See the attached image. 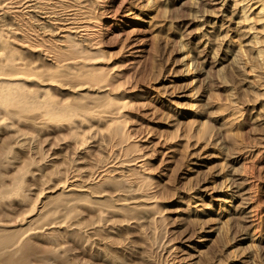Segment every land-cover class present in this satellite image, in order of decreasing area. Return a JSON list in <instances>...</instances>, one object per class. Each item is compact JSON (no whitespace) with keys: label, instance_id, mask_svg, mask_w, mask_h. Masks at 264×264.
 <instances>
[{"label":"rangeland","instance_id":"1","mask_svg":"<svg viewBox=\"0 0 264 264\" xmlns=\"http://www.w3.org/2000/svg\"><path fill=\"white\" fill-rule=\"evenodd\" d=\"M158 1L108 0L107 2L106 0L105 4L104 0H101L106 7L111 3L113 10H118L115 12L116 15L113 14L114 12L109 15L104 10L102 12L97 10L98 8L92 9L96 26L91 30L101 31L103 37L98 31L93 34L92 43L96 45L90 43L89 46L88 43L82 42L86 48L85 50L81 48L82 56H85V62L89 67L92 66L91 69L96 64L94 68L95 70L98 68L97 72H99L93 70L99 74H96L97 79L113 78L116 74L117 77L113 78L115 83L113 87L108 89L113 93L107 92L109 94L106 96V92L103 91L102 95H105L106 99L101 96L104 99L98 98L100 101L97 102L95 98H89L95 101L90 103V100L85 101L88 97L87 99L83 97V100L79 97L78 100L73 97L74 95L61 91L62 88L57 87L60 89L58 90L55 89V85L53 86V77L56 76L57 79L64 81L68 78L67 80L72 79L69 81L71 84L76 82L74 85L78 86L76 88H79V92L83 91L81 84L78 85L79 79L71 78L74 74H71L70 78L68 74L66 78L65 71L63 70V73L62 69H59L61 64L66 65V60H71L69 62L80 66L81 61H78L80 59L70 56L68 51L72 43L60 42L58 39L60 32L57 30L53 32V28L49 27L50 30L45 27L41 16L45 13L40 15L29 12L27 5L31 1L22 0L18 6L20 11L15 12V8L9 6L12 0H0V15H3L2 13L7 9V16L0 19V144L4 143V146L0 145V147H5L2 148L4 151L0 149V153L4 152L5 157L1 154L0 157L8 159L4 160L5 164L1 166H5L0 169L5 172V177H9L6 178L7 180L11 181V177H14V181L23 180L20 191L25 194L24 192L28 190L25 197L29 201L28 204L31 202L29 204L31 206L36 205L39 202L38 198L46 196L47 190L53 187L56 190L50 195L53 198L51 200L49 197L48 202L56 200L55 195L60 198L59 181L66 177L73 179L72 176L75 175L79 177V184L86 185L92 179H97L93 173L103 165L105 167L113 164L111 169L115 168V170L108 172V175L119 180L123 178L119 174L124 165L131 169H123L122 176L125 181L123 179L121 181L123 186L124 183L129 185L128 182L133 186L125 184L121 194L118 193L115 185V188L113 187L111 181L110 184L108 182L102 184L100 186L102 189L97 188L99 191L102 190L100 191L103 192L102 197H109H105L107 200L104 198L107 201L105 205L102 199L99 206L97 204L95 208L88 207L81 210L83 214L80 213L79 216L81 221L84 220L85 229L81 228L79 229L81 232L76 231L68 237L70 229L68 230L67 227L66 230V226L63 227L60 238L62 235L63 237L59 240L65 248H60L62 251L68 248L66 254L77 258L75 264H108L109 262L114 264L113 260L115 264H142L145 260V264H264V246L256 243L253 238L254 235L257 237L261 234L264 237V96L261 94L264 89L262 85L260 86L264 80L261 79L264 77V66L261 65L263 64L261 60H258L255 48L252 50L250 33L248 34L245 23L240 19L239 3L235 4V0H208L204 4L197 0ZM32 2L34 3L33 0ZM43 3L41 7L46 11L49 10L48 13L52 17L56 14L59 20L72 13L71 7L64 9L63 6L53 3V0H44ZM115 7L118 9L115 10ZM108 15L110 17H107ZM36 34L45 39L47 46L37 47L34 44L32 38H35L33 36ZM25 35L32 43L27 42ZM49 40L55 41V45ZM77 42L74 46L83 45L80 44L81 42L77 45ZM48 45L49 48L58 49L59 51L55 50L58 54L63 50L61 57L65 59H60L63 62L60 63L59 59L53 57V51L51 52L53 49H48ZM64 45H67L68 49H64ZM59 56L56 58H61ZM75 59L77 62H74ZM13 64L14 66H10ZM2 72L5 73L3 76ZM258 76L262 82L259 79L257 83L258 79L254 77ZM79 77L85 78L86 74ZM95 92L101 94L102 91L100 92L99 89L92 91ZM10 93L13 95L5 96ZM75 99L77 101H74ZM78 101L87 105L78 104ZM70 104L72 108L68 107ZM74 105L79 108L73 109ZM113 105L116 108L120 106V110L117 111L115 108L117 112L108 111L110 108L113 110ZM225 119L228 122L234 119L232 121L234 125L231 123L228 127L234 135H230L234 138L233 143L228 140L226 132L221 130L220 124ZM61 123L65 127L61 126ZM59 124L62 128L58 126ZM114 124L123 130L122 135H125L124 138L128 141L127 144L124 141L126 146L131 142L132 146L134 143L137 144L136 148L134 147L136 151L131 150L134 149L132 146L129 147L130 151L124 148L123 143L122 147L121 144L118 145L119 147L111 144L113 137L110 140L105 135L110 134L111 138L113 130L117 127ZM139 141L149 143L150 148L141 147ZM172 145L176 151L169 147ZM115 147L124 148L128 153L122 149L123 152H115L117 153L115 155L113 153ZM137 155H143L144 160L149 163L145 165L147 171L145 168L144 173L136 168V165L143 160ZM90 170H94L93 173ZM15 175L19 178H15ZM144 176L147 178L145 179ZM159 176L161 183L156 182ZM235 185L246 188L244 196L247 197L246 201L248 200L249 205L246 209L247 221L231 215L232 205L241 202L239 195L236 194ZM142 192L150 197L152 195L150 202L149 199L148 202L147 199H137L136 196L139 197ZM109 199H112L111 202ZM119 200L122 201L119 203ZM188 201L193 210L202 213L201 219H185L187 218L185 207ZM55 202L51 203L53 207L57 204ZM83 202L89 203V200ZM134 202L143 204L144 207L141 206L143 209L139 205L136 206L137 209L133 207ZM121 206L124 208L120 209ZM133 208L136 211L151 209V212L148 210V213H151L149 219L140 218L143 216L142 212H138L141 215L138 214L140 217L137 218ZM24 209L26 207L12 211L13 217L27 215ZM106 210L114 211L108 221L105 216L106 220L102 218ZM216 216L219 218L217 219ZM91 226L94 228L92 232L89 231ZM80 236L84 238L81 239ZM54 244L57 245L53 243V247ZM60 244L58 241V245ZM171 244L179 246L176 249L177 253L174 252L175 250L172 252L168 250L171 249ZM41 251L43 252L40 250V253ZM182 251H186L188 256L178 261L176 254ZM44 255L46 257V254ZM44 255L39 256L44 258Z\"/></svg>","mask_w":264,"mask_h":264},{"label":"bare ground","instance_id":"2","mask_svg":"<svg viewBox=\"0 0 264 264\" xmlns=\"http://www.w3.org/2000/svg\"><path fill=\"white\" fill-rule=\"evenodd\" d=\"M28 1H31V2H29L28 3V5H27V2H26V5L28 6V10H29V12H32V13H37V14H44L45 13V15H41L42 17H43V23H44V25H45V27H50V28H53V32H55L56 30H57V32H60L58 35V39L60 40V42H62V41H68V43H72L71 45V47H70V49L68 50L69 51V53H70V56L72 55L73 57H78L80 60H78V61H81V63H80V66L79 65H76V63H73V62H69V61H71V60H69V61H67L66 60V65H65V67H62V66H64L63 64H61V66H60V68L59 69H62L61 71H65V74H66V78H67V75L69 76V78H70V75L71 74H74L73 76H71V78H73V80H78L79 79V81H78V85H80L81 84V86L83 87V91H80V92H82V93H80L79 92V88H76V87H78V86H76L75 87V85L74 84H76V82L72 85L69 81H72V79H70V80H67L66 78H64V79H66V81H64L62 78V80H60L59 78L57 79L56 78V76L55 77H53V86L55 85L56 87H55V89L58 87V88H62V90L61 91H63V92H65L66 94H71V96L72 95H74L73 97L74 98H76V99H78L79 97H80V99L81 100H83L84 98L83 97H86L85 99H87V97H88V99L87 100H85L86 102L87 101H89L90 99H92V98H95L96 99V101L97 102H99L100 100V98L102 99V97H104L105 98V95H102L103 94V91H105L104 93L106 94V96H107V94H109V93H107V92H111L110 90L108 91V89H110L111 87H113V84H115L114 83V80H113V78L114 77H117V74H116V76L114 75L113 76V78H103V77H100L99 79H97V75H99V74H97L98 72H97V70H99L98 68H97V70H95V66H96V64H95V66H93V69L97 72H95L93 69H91L92 68V66H91V68L89 67V65L85 62V56H82L83 54V49H81V48H84V50L86 49L85 48V45L83 44V43H88V45L91 43L92 45L94 44V43H92L93 42V34L95 33V32H98L99 30H91V28H94L95 26H96V24H95V21H94V19H93V16H92V9L94 8V9H96V8H98L97 10H100V11H102V10H104L105 11V13L106 14H109L110 15V13H111V15H112V12H114L113 14H115V12H118V10L117 11H114L113 10V6H111L110 4L106 7V0H104V2H105V4L104 3H102L101 2V0H53V3H56V4H59V5H61V6H63V8L64 7H71V10H72V13H70V14H68V15H66L65 17H63V18H60L61 20H59V18L56 16V14H53V17L51 16V15H49V13H48V11H46L45 9H43L41 6H42V4H44L43 3V1L44 0H33L34 1V3L32 2V0H28ZM158 1V0H157ZM161 1V0H160ZM199 3H206L208 0H197ZM210 1V0H209ZM224 1V0H223ZM22 2V0H12V2H10V4H9V2L7 3V4H9V6H11V8L12 9H14V11L15 12H19L20 10H19V8H18V6L20 5V3ZM107 2H108V0H107ZM159 2V1H158ZM171 2V1H170ZM196 2V1H195ZM197 2V3H198ZM13 3V4H12ZM30 3H33V4H30ZM113 3V2H112ZM123 3V2H122ZM238 3H239V12H240V19H241V21L242 22H244L245 24L244 25H246L245 27H247V31H248V34L250 35V37H251V39H252V41L251 42H253V49L252 50H254V48H255V52H256V56L259 58L258 60L260 61L261 60V62L263 63V64H261V65H263L264 66V0H235V4H237L238 5ZM5 4H6V2H5ZM104 4V5H103ZM202 4V5H203ZM46 5V4H45ZM55 5V4H54ZM115 5V4H114ZM164 5V8H165V4H163ZM199 5V4H198ZM236 6V5H235ZM117 7V6H116ZM115 7V10L116 9H118V8H116ZM215 7V6H214ZM219 7V6H218ZM46 8V7H45ZM67 8V9H68ZM164 8H162V9H164ZM41 9H43V10H41ZM47 9V8H46ZM51 9V8H50ZM64 9H66V8H64ZM167 9V8H166ZM7 9H5V11L2 13L3 15H0V19H2V18H5L6 16H7V11H6ZM96 10V11H97ZM169 10V9H168ZM3 11V10H2ZM52 11V10H51ZM50 11V12H51ZM54 11V10H53ZM96 11H94V12H96ZM99 11V12H100ZM104 11H102V12H104ZM38 12H41V13H38ZM57 12V11H56ZM68 12V11H67ZM71 12V11H70ZM98 12V11H97ZM104 13V14H105ZM163 13H164V11H163ZM162 13V14H163ZM60 14V13H59ZM100 14H101V12H100ZM117 14V13H116ZM115 14V15H116ZM160 14V13H159ZM16 15H19V14H16ZM101 15H103V14H101ZM107 16V17H110V16ZM114 15V16H115ZM167 15V14H166ZM104 16V15H103ZM22 17V16H21ZM115 18V17H114ZM9 19V18H8ZM20 19V18H19ZM99 19V18H98ZM97 19V20H98ZM15 20V19H14ZM27 20V19H26ZM101 20V19H100ZM239 20V19H238ZM25 21V20H24ZM59 21V22H58ZM107 21V20H106ZM27 22H28V20H27ZM26 22V23H27ZM40 22V21H39ZM97 22H99V21H97ZM96 22V23H97ZM239 23H241L240 22V20H239ZM2 24V23H1ZM9 24V23H8ZM104 24V23H103ZM108 24V23H107ZM243 24V23H242ZM7 25V24H6ZM27 25V24H26ZM106 25V24H105ZM104 25V26H105ZM203 25V24H202ZM5 26V25H4ZM107 26V25H106ZM105 26V27H106ZM222 26H223V24H222ZM29 27V26H28ZM30 27H32V26H30ZM36 27V26H35ZM227 27H229V26H227ZM26 28V27H25ZM49 28V29H50ZM34 29V28H33ZM32 29V30H33ZM36 29V28H35ZM99 29V28H98ZM243 29V28H242ZM19 30V29H18ZM51 30V29H50ZM241 30V29H240ZM228 31V30H227ZM245 31V30H244ZM32 32V31H31ZM36 32V31H35ZM38 32V31H37ZM40 32V31H39ZM49 32V31H48ZM99 33L101 34V31H99ZM35 34V33H34ZM40 34V33H39ZM38 34V35H39ZM228 34V33H227ZM248 34H247V36H248ZM1 35V34H0ZM102 35V34H101ZM42 36V35H41ZM77 36V37H76ZM24 37H26V39H27V42H31L32 43V41L31 40H29V37L27 36V35H25ZM33 37H35V38H32V40L34 41V44L37 46V47H43V45H45V46H47L46 45V41H45V39H43L42 37H39V36H37V34H36V36L34 35ZM45 37V36H44ZM102 37H103V35H102ZM47 38V37H46ZM2 39V38H1ZM5 39V38H4ZM7 39V38H6ZM31 39V38H30ZM79 41V42H81L80 44H83L84 45V47H83V45H81V46H79L78 45V43L79 42H77V40ZM209 40V39H208ZM4 41V40H3ZM2 41V42H3ZM26 41V40H25ZM45 41V42H44ZM50 42H55V41H51V40H49ZM70 41V42H69ZM6 42V41H5ZM26 42V43H27ZM77 42V45L79 46V48H78V46L76 47V46H74V43H76ZM83 42V43H82ZM58 43V42H57ZM62 43H64V42H62ZM206 43V42H205ZM48 44H49V42H48ZM66 44V43H65ZM252 44V43H251ZM54 45H55V43H54ZM58 45V44H57ZM67 45H64L63 47H65L64 49H66L67 48ZM94 45H96V44H94ZM34 46V45H33ZM35 46V47H36ZM44 46V47H45ZM89 46H91V45H89ZM205 46V45H204ZM50 46L48 45V49H53V50H51V52L53 51V57H55V59L57 60V59H59V62L61 61L60 59H65L64 57L62 58L61 57V54H62V51H61V53L60 54H58L56 51H59L58 49L56 50V48H49ZM56 47V46H55ZM87 48H88V46H86ZM242 47V46H241ZM96 48V47H95ZM251 48V47H250ZM1 49V48H0ZM68 49V48H67ZM89 49V48H88ZM91 49V48H90ZM240 49V48H239ZM238 49V50H239ZM56 50V51H55ZM199 50V49H198ZM244 50V49H243ZM8 51V50H7ZM38 51H39V49H38ZM3 52V51H2ZM45 52H47V51H45ZM84 52H86V51H84ZM203 52V51H202ZM239 52V51H238ZM24 53V52H23ZM64 53H65V51H64ZM64 53H63V56H64ZM86 53H88V52H86ZM240 53V52H239ZM41 54V53H40ZM49 54H50V52H49ZM81 54V55H80ZM242 54V53H241ZM252 54V53H251ZM58 55H60L59 57H61V58H56ZM86 55V54H85ZM213 55V54H212ZM45 56V55H44ZM65 56L67 57V54H65ZM87 56H89V54L87 55ZM46 57V56H45ZM236 58V57H235ZM43 59V58H42ZM54 59V60H55ZM71 59H74V58H71ZM90 59H92V58H90ZM89 59V60H90ZM204 59V58H203ZM237 59V58H236ZM2 60V59H1ZM10 60V59H9ZM45 60V59H44ZM77 59H75V61L74 62H77L76 61ZM227 60V59H226ZM86 61H88V60H86ZM203 61V60H202ZM257 61V60H256ZM55 62V61H54ZM58 62V63H59ZM61 62H63V60L61 61ZM60 62V63H61ZM89 62V61H88ZM260 62V63H261ZM2 63V62H1ZM11 63H12V61H11ZM58 63H56V65L58 64ZM253 63V62H252ZM26 64V63H25ZM16 65V64H15ZM38 65V64H37ZM92 65H93V63H92ZM200 65V64H199ZM10 66H14V64L13 65H10ZM10 66H8V67H10ZM54 66V65H53ZM262 66V67H263ZM57 67V66H56ZM59 67V66H58ZM98 67V66H97ZM101 67V66H100ZM10 68H13V67H10ZM65 68V69H64ZM252 68V67H251ZM15 69V68H14ZM6 70V69H5ZM104 70H105V68H104ZM250 70V69H249ZM60 71V72H61ZM64 71H63V73H64ZM18 72V71H17ZM59 72V71H58ZM3 73V72H2ZM24 73V72H23ZM118 73V72H117ZM119 73H121V72H119ZM125 73V72H124ZM209 73V72H208ZM255 73V72H254ZM5 73H3L2 74V76L4 75ZM64 74V75H65ZM77 76H76V75ZM83 74H86V77L85 78H80L79 76L80 75H83ZM97 74V75H96ZM113 74V73H112ZM260 74V73H259ZM264 74V73H263ZM262 74V72H261V76L263 75ZM8 75V74H7ZM19 75V74H18ZM60 75H63V74H61L60 73ZM34 76V75H33ZM112 76V75H111ZM110 76V77H111ZM255 76H256V74H255ZM264 76V75H263ZM15 77V76H14ZM38 77V76H37ZM60 77V76H59ZM63 77V76H62ZM119 77V76H118ZM259 77V76H258ZM258 77H254V78H257L258 79V82L257 83H259V79H260V77L258 78ZM5 78V77H4ZM16 79H17V77H15ZM31 78V77H30ZM51 79V78H50ZM256 79V80H257ZM261 79H264V77H262ZM260 79V81L262 82V80ZM32 80H33V78H32ZM36 80V79H35ZM35 80H34V83H35ZM117 80V79H116ZM222 80H224V79H222ZM8 81V80H7ZM43 81V83L42 84H44V80H42ZM41 81V82H42ZM46 81V80H45ZM51 81V80H50ZM36 82H38V81H36ZM239 82V81H238ZM260 82V83H261ZM14 83V82H13ZM39 83V82H38ZM47 83V82H46ZM51 83V82H50ZM49 83V84H50ZM258 85V84H257ZM262 85V89H264V80H263V82L260 84V86ZM80 86V88L82 89V87ZM1 87V86H0ZM5 87V86H4ZM7 87V86H6ZM10 86H8V88H9ZM42 87V86H41ZM134 87V86H133ZM57 88V89H58ZM132 88V87H131ZM5 89V88H4ZM60 89H58V90H60ZM95 89H99L100 90V92H101V94L100 93H92V91L93 90H95ZM116 89V88H115ZM261 89V90H262ZM7 90V89H6ZM5 90V91H6ZM16 90H17V87H16ZM107 90V91H106ZM111 90H113V88L111 89ZM256 90V89H255ZM98 91V90H97ZM11 92V91H10ZM262 92H263V90H262ZM8 93H9V90H8ZM111 93H113V92H111ZM110 93V94H111ZM124 93V92H123ZM264 93V92H263ZM263 93H261L263 96H264V94ZM3 94V93H2ZM1 94V95H2ZM7 95H11V93L10 94H5V96H7ZM13 95V94H12ZM11 95V96H12ZM258 95V94H257ZM102 96V97H101ZM109 96V95H108ZM2 97H4L3 95H2ZM258 97V96H257ZM1 98V97H0ZM5 98V97H4ZM6 98H8V97H6ZM90 98V99H89ZM99 98V99H98ZM103 98V99H104ZM107 98V97H106ZM105 98V99H106ZM10 99V98H9ZM12 99V98H11ZM74 100V101H77V100ZM102 99V100H103ZM128 99V98H127ZM261 99V98H260ZM15 100V99H14ZM24 100V99H23ZM79 100V99H78ZM94 100V99H93ZM91 101L90 100V103L92 102V103H95V101ZM99 100V101H98ZM106 101V100H105ZM104 101V102H105ZM235 101V100H234ZM256 101V100H255ZM18 102V101H17ZM97 102H96V104H97ZM107 102V101H106ZM77 103V102H76ZM76 103H73V104H76ZM80 102L78 101V104H79ZM89 103V104H90ZM112 103H113V101H112ZM20 104V103H19ZM77 104V105H78ZM80 104H82L83 106H85V104L87 105V103H85V104H83V102L82 103H80ZM101 104V103H100ZM105 104V103H104ZM219 105V104H218ZM83 106H81V108L83 107ZM95 106V105H94ZM114 106V105H113ZM117 106V105H116ZM263 106V105H262ZM20 107H21V105H20ZM68 107H71V104L68 106ZM73 107V106H72ZM71 107V108H72ZM74 107H75V105H74ZM77 107V106H76ZM76 107L75 108H73V109H76ZM124 107V106H123ZM24 108V107H23ZM70 108V109H71ZM77 108H79V106L77 107ZM92 108V107H91ZM96 108V107H95ZM113 108V110L110 108V110H108V111H112L111 113H113V112H117L118 110H120L119 108H120V106L118 107L117 106V108L114 106V107H112ZM115 108L117 109V111L115 110ZM262 108V107H261ZM68 109V108H67ZM72 109V110H73ZM236 109V108H235ZM234 109V110H235ZM77 110V109H76ZM115 110V111H114ZM240 110V109H239ZM239 110H236V111H239ZM252 110V109H251ZM74 111V110H73ZM106 111H107V109H106ZM232 111V110H231ZM70 112V111H69ZM82 112V111H81ZM248 112V111H247ZM74 113V112H73ZM229 113H230V111H229ZM232 113V112H231ZM235 113V112H234ZM238 113V112H237ZM237 113H236V115H237ZM252 113V112H251ZM70 114V113H69ZM118 114H119V112H118ZM244 115V114H243ZM242 115V116H243ZM109 116V115H108ZM227 116V115H226ZM71 117V116H70ZM87 118V117H86ZM175 118V117H174ZM81 119V118H80ZM108 119V118H107ZM227 119V118H226ZM226 119L225 120H223L222 121V123L220 124L222 127V129L221 130H223L224 132H226V136H228V140L230 139V142H234V138H232L230 135H232V133L229 131V124L231 125V123H232V121L234 120H230L229 122L228 121H226ZM115 120H117V119H115ZM123 120V119H122ZM236 120V119H235ZM22 121V120H21ZM1 123V122H0ZM6 123V122H5ZM46 123V122H45ZM48 123H50V121L48 122ZM99 123V122H98ZM56 124V123H55ZM62 125L61 126H63V127H65L64 125H63V123H61ZM66 124V123H65ZM117 124V123H116ZM122 124V123H121ZM53 125V124H52ZM76 125V124H75ZM120 125V124H119ZM232 125H234L233 123H232ZM1 126V125H0ZM14 126V125H13ZM58 126H60V124L58 125ZM60 126V127H61ZM72 126H73V124H72ZM114 126H117V127H115V129L113 130V135L111 136V138L109 137L110 136V134H109V131H108V134L109 135H105V136H107L110 140L112 139V137H113V139H112V142L113 143H111V144H113V146H117V147H119L118 145H120L121 147H122V143L123 144H125V142L124 141H126L125 140V138H124V136L125 135H122L123 134V130H121V128H120V126H118V125H115L114 124ZM56 127V126H55ZM67 127V126H66ZM107 127H109V126H107ZM2 128V127H1ZM45 128V127H44ZM43 128V129H44ZM62 128V127H61ZM106 128V127H105ZM112 128H114V127H112ZM120 128V129H119ZM220 128V127H219ZM70 129H72L71 127H70ZM107 129V128H106ZM8 130V129H7ZM18 130V129H17ZM55 130V129H54ZM68 130V129H67ZM109 130H111L112 131V129H109ZM70 131V130H69ZM231 134H230V133ZM105 133V132H104ZM68 134V133H67ZM66 134V135H67ZM77 134V133H76ZM79 134V133H78ZM107 134V133H106ZM205 134V133H204ZM207 134V133H206ZM209 135H211V134H209ZM103 136V135H102ZM131 136V135H130ZM129 136V137H130ZM177 136V138H178V135H176ZM175 136V137H176ZM184 136V135H183ZM232 136H234V135H232ZM14 137V136H13ZM20 137V136H19ZM25 137V136H24ZM126 137V136H125ZM262 137V136H261ZM18 138V137H17ZM16 138V139H17ZM75 138V137H74ZM180 138H181V136H180ZM209 138V137H208ZM211 138V137H210ZM127 139V138H126ZM174 139V138H173ZM182 139V138H181ZM183 139H184V137H183ZM186 139V138H185ZM204 139V138H203ZM1 140V139H0ZM109 140V141H110ZM136 140V139H135ZM172 140V139H171ZM177 140V139H176ZM187 140V139H186ZM185 140V141H186ZM210 140V139H209ZM236 140V139H235ZM26 141H27V138H26ZM83 141V140H82ZM90 141V140H89ZM196 141H198V140H196ZM206 141H208V140H206ZM17 142V141H16ZM86 142V141H85ZM140 142V141H139ZM157 142H159V141H157ZM187 142V141H186ZM185 142V143H186ZM229 142V143H230ZM6 143V142H5ZM22 143H23V141H22ZM75 143V142H74ZM83 143V142H82ZM102 143V142H101ZM108 143V142H107ZM110 143V142H109ZM128 143V141H126V144ZM134 143V142H133ZM141 143V142H140ZM185 143H183V145L185 144ZM198 143V142H197ZM214 143V142H213ZM235 143H237V141L235 142ZM234 143V144H235ZM4 144V143H3ZM3 144H0L1 146H4ZM14 144V143H13ZM100 144V143H99ZM126 144H125V147L124 148H126V149H128L129 151H130V148L129 147H131L132 145V142H131V144H130V146H129V144H128V146H126ZM135 144V143H134ZM133 144V148L135 147L136 148V145H134ZM162 144H164V143H162ZM186 144H188V143H186ZM185 144V145H186ZM207 144H208V142H207ZM233 144V145H234ZM7 145V144H6ZM75 145V144H74ZM83 145V144H82ZM110 145V144H109ZM141 145V147L143 146V147H147V148H150V144L149 143H147V144H145V142L144 143H141L140 144ZM155 145H157V144H155ZM237 145V144H236ZM235 145V146H236ZM18 146V145H17ZM69 146V145H68ZM153 146V145H152ZM74 147V146H73ZM103 147H105V146H103ZM131 147V148H132ZM169 147H172L173 149V151H176L174 148V146L172 145V146H169ZM232 147V146H231ZM240 147V146H239ZM238 147V148H239ZM2 148H5V147H2ZM1 147H0V149H2ZM116 148V147H115ZM124 148H116V150H114V152L113 153H115V152H123V150L122 149H124ZM131 149V150H134V151H136V149ZM153 148V147H152ZM155 148V147H154ZM153 148V149H154ZM177 148V147H176ZM234 148H236V147H234ZM233 148V150H235ZM75 149V148H74ZM80 149V148H79ZM87 149V148H86ZM104 149H106V148H104ZM103 149V150H104ZM114 149V148H113ZM143 149V148H142ZM156 149V148H155ZM171 149V148H170ZM178 149V148H177ZM181 149V148H180ZM3 150V149H2ZM1 150V151H2ZM102 150V151H103ZM108 150V149H107ZM125 150V149H124ZM128 150H125V152L127 151V153H128ZM148 150V149H147ZM236 150H237V148H236ZM4 151V150H3ZM113 151V150H112ZM133 151V152H134ZM151 150H149V152H150ZM153 152H154V150H152ZM179 151V150H178ZM262 151V150H261ZM4 152H1L0 154L1 155H4L3 154ZM117 153H115V155H117ZM130 153V152H129ZM135 153H137V152H135ZM176 153V152H175ZM184 153V152H183ZM188 153V152H187ZM122 154V153H121ZM193 154V153H192ZM110 155V154H109ZM145 155H147L146 153H145ZM145 155H144V157H145ZM148 155H149V153H148ZM172 155V154H171ZM128 156V155H127ZM138 156V155H137ZM143 155H140V156H138V158H143L142 157ZM4 157H5V155H4ZM2 158V157H0V168H2V167H4V166H1V164H5V162H4V160H8V159H5V158ZM96 157V156H95ZM100 157V156H99ZM98 157V158H99ZM117 157V156H116ZM132 157V156H131ZM135 157V156H134ZM127 158V157H126ZM135 158H137V157H135ZM137 158V159H138ZM148 158V157H147ZM2 159H3V161H2ZM114 159V158H113ZM118 159V158H117ZM125 159V158H124ZM130 159V158H129ZM163 159V158H162ZM103 160V159H102ZM135 160V159H134ZM225 160V159H224ZM31 161V160H30ZM104 161V160H103ZM115 161V160H114ZM131 161V160H130ZM129 161V162H130ZM150 161V160H149ZM244 161V160H243ZM108 163H110L109 161H107ZM132 162V161H131ZM107 163V164H108ZM114 163V162H113ZM125 163H127L128 164V162H122V164H125ZM151 163V162H150ZM99 164H100V162H99ZM147 164H149V163H147V161L146 160H144V158H143V160H141L137 165H136V168L137 169H140V170H142V173H144L145 171H143V170H145V168H146V171H147V167L145 166V165H147ZM45 165H47V164H45ZM103 165V164H102ZM116 165V164H115ZM91 166V165H90ZM98 166V165H97ZM96 166V167H97ZM100 167H101V165H99ZM111 166L113 167V164H108V166H105L104 167V165L100 168V169H98V171H95L94 173L92 172V171H94V170H90L92 173H93V175H95L94 177L95 178H97V179H92V181H88L89 183H87L86 185H82V184H79V177L77 178L75 175H73L72 176V178L73 179H71V178H65L64 180L62 179V180H60L59 182V184H60V186H58L59 188H58V190H60L59 191V194H58V192H56V194H58L59 195V197L60 198H58V196L57 195H55L54 197L56 198L57 197V201L55 200V199H53L54 201H51L52 200V198L53 197H51L50 195H53V192L56 190H54L53 188V190L50 188V189H48L47 187V189L49 190H47V195L46 196H44V197H41L40 199L38 198V200L37 201H39L38 203H36V205H34V206H31V205H29L28 204V202L29 201H27L28 199H27V197H25L26 196V192L28 191L26 188V186H25V190H27L26 192H24L25 194H23V192L22 191H20V187H21V185H22V181H20L19 179H15V181L13 180V178L14 177H11V181L10 180H7L6 178H9V177H5L6 175H5V172H3L1 169H0V264H75V263H77L76 262V260H77V258H74V257H69V254L67 255L66 253V251H68V248L67 249H64L63 251L61 250V248L63 249V247H64V244H63V246H62V244H60L61 242H60V240H61V238L63 237V235H62V237L60 238V236H61V232H62V230H63V227L64 226H66V230H67V227H68V230L70 229V231H69V234L67 235L68 237H70L71 235H73L74 234V232H76V231H79V232H81V230H79V229H81V228H83L84 227V225H83V223H84V220L83 221H81L80 220V217L81 216H79V214L80 215H82L83 213L81 212V210L83 209V208H87L88 209V207H91V208H95V207H97V204H98V206H99V204L102 202V199H103V201H104V205H105V203L107 202L106 200V198H108L107 196H105V197H102V193H100V191H102V190H97V188H99V189H102V188H100V186H102V184H105L106 182H110V183H112V185H113V187H114V185H115V187H116V190L118 191V193H122V190H123V188H124V186H126V185H128L127 183H124V186H123V183H122V179L124 178V176H122V172L124 171L123 169L125 168V169H128V170H131L128 166H126L125 167V165H124V167H122V169H121V173L119 174V176L122 178L121 180H119V179H116V178H113V177H111V176H109L108 175V172H110V171H114L115 170V168H112L111 169ZM154 166V165H153ZM85 167V166H84ZM96 167H95V169H96ZM128 167V168H127ZM93 168V167H92ZM135 168V167H134ZM133 168V169H134ZM239 168V167H238ZM259 168H261V166L259 167ZM3 169V168H2ZM117 169V168H116ZM132 169V170H133ZM137 169H135V170H137ZM57 170V169H56ZM84 170V169H83ZM33 171V170H32ZM62 171V170H61ZM137 171H139V170H137ZM53 172V171H52ZM136 172V171H135ZM140 172V171H139ZM234 172V171H233ZM33 173V172H32ZM66 173V172H65ZM96 173V174H95ZM63 174V173H62ZM17 175H20V174H17ZM17 175H15V178H19V176L18 177H16ZM49 175H51V174H49ZM57 175V174H56ZM134 176H135V174H134ZM45 177V176H44ZM52 177V176H51ZM89 177H91V176H89ZM145 177V176H144ZM143 177V178H144ZM232 177V176H231ZM240 177V176H239ZM22 178V177H21ZM86 178H87V176H86ZM134 178V177H133ZM147 177H145V179H146ZM261 178V177H260ZM71 179V180H70ZM85 179V178H84ZM90 179V178H89ZM125 179V178H124ZM123 179V180H124ZM130 179V181H131V178H129ZM161 176H159V177H157L156 178V182L157 183H161ZM232 179V178H231ZM44 180V179H43ZM70 180V181H69ZM93 180H96V181H93ZM142 180V179H141ZM8 181H10V183H8ZM12 181H13V183H12ZM125 181V180H124ZM123 181V182H124ZM136 181V180H135ZM234 181V180H233ZM247 181V180H246ZM155 182V183H156ZM235 182V181H234ZM237 182V181H236ZM238 182H239V180H238ZM82 183V182H81ZM107 183V184H108ZM109 183V184H110ZM129 183V185H130V183L131 182H128ZM240 183V182H239ZM24 184V183H23ZM57 184V183H56ZM126 184V185H125ZM137 184H139V183H137ZM144 184V183H143ZM233 184V183H232ZM241 184H243V183H241ZM25 185H26V183H25ZM128 185V186H129ZM146 185V184H145ZM158 185V184H157ZM110 186V185H109ZM131 187L133 186V185H130ZM141 186V185H140ZM236 186V194H238L239 195V197H240V200H241V202L239 203V204H233L232 205V213H231V215H233L234 216V218L236 217V218H239L240 220H244V221H247V216H248V214H247V211H246V209L249 207V205H248V200L246 201V196H244V194H245V192H246V188L244 187V186H242V185H235ZM24 187V186H23ZM56 188H57V185L55 186ZM112 187V186H111ZM114 187V188H115ZM123 187V188H122ZM155 187V186H154ZM126 188V187H125ZM129 188V187H128ZM127 188V189H128ZM134 188V187H133ZM30 189V188H29ZM132 189V188H131ZM130 189V190H131ZM204 189V188H203ZM24 190V189H23ZM24 190V191H25ZM115 190V189H114ZM113 190V191H114ZM145 190V189H144ZM198 190V189H197ZM126 191V190H125ZM157 191H158V189H157ZM249 191V190H248ZM247 191V192H248ZM105 192V191H104ZM108 192V191H107ZM111 192V191H110ZM124 192V191H123ZM159 192V191H158ZM61 193V194H60ZM100 193V194H99ZM106 193V192H105ZM114 193H115V191H114ZM127 193V192H126ZM130 193H132V192H130ZM141 193V192H140ZM144 192H142V195L141 194H139L140 196L138 197V196H136L137 197V199L138 198H141V200H146L147 199V202H148V199H149V202H150V199H151V197H152V195H151V197L150 196H148V194L146 195V193L145 194H143ZM154 193H157V192H154ZM14 194H15V196H14ZM49 194V195H48ZM160 194V193H159ZM61 195V196H60ZM237 195V196H238ZM128 196V195H127ZM132 196V195H131ZM135 196V195H134ZM247 196H249V195H247ZM51 198V202H48V199H50ZM115 197V196H114ZM118 198H119V196H117ZM136 197H134V198H136ZM29 198V197H28ZM91 198V199H90ZM106 200H105V199ZM111 198V197H110ZM113 198V197H112ZM122 198V197H121ZM126 198V197H125ZM131 198H133V197H131ZM89 200V203H87V202H83L84 200ZM111 200L112 199H109V201L111 202ZM36 201V200H35ZM56 201V202H55ZM106 201V202H105ZM120 201H122V200H119V203H120ZM133 201V200H132ZM131 201V202H132ZM140 201V200H139ZM52 202H55V203H57V204H55L54 205V207H53V204L51 205V203ZM139 203V202H138ZM137 202H134V204H132V206L133 207H135L136 209L138 208V207H136V206H140V208H141V206H143V204L141 205L140 203L138 204ZM130 204V203H129ZM123 205H125V204H123ZM185 205V204H184ZM101 206V205H100ZM103 206V205H102ZM113 206H115V205H113ZM118 206V205H117ZM127 206H130V205H127ZM126 206V207H127ZM132 206L130 207V208H132ZM149 206V205H148ZM147 206V207H148ZM152 206V205H151ZM24 207H26V209H24V210H26V213H27V215H23V217L21 216H18L17 218L16 217H13V212H14V210H16V209H22V208H24ZM30 207V208H29ZM116 207V206H115ZM122 207L123 206H121V208L120 209H122ZM144 207V206H143ZM143 207L141 208V209H143ZM185 207V206H184ZM192 206H190L189 205V201L186 203V212H187V218H185V219H192V220H196L197 218L198 219H201L200 218V216H201V214L200 213H198L197 212V210H193L192 208H191ZM27 208H29V210L27 209ZM104 208V207H103ZM119 208V207H118ZM124 208V207H123ZM129 208V207H128ZM139 208V209H140ZM151 208V207H150ZM185 208H183V209H185ZM194 208V207H193ZM86 209V210H87ZM108 209H109V207H108ZM111 209V208H110ZM145 209H146V206H145ZM143 210V211H139V210H135L134 208H133V210L134 211H136L135 213H137V218H138V216L139 215H141V214H139L140 212H142V214H143V216H139L140 218H142V217H147V219H149L148 218V216L151 214V213H148L149 211L148 210H150V212H151V209H148L147 208V210ZM202 209H204V208H202ZM85 210V209H84ZM98 210V209H97ZM100 210H102V209H100ZM131 210V209H130ZM133 210H131V211H133ZM13 211V212H12ZM22 211V210H21ZM28 211V212H27ZM86 212V211H85ZM98 212H101V211H98ZM102 212H104V210H102ZM127 212H128V210H127ZM130 212V211H129ZM139 212V213H138ZM156 212V211H155ZM131 213V212H130ZM134 213V214H135ZM206 213V212H205ZM105 214V213H104ZM109 214V215H108ZM112 214H114V211L113 210H106V214L105 215H102V218L103 219H105V217H106V221H108L109 219H111V218H109L110 217V215H112ZM116 214V213H115ZM118 214H120V213H118ZM123 214V213H122ZM133 214V213H132ZM131 214V215H132ZM139 214V215H138ZM160 214V213H159ZM186 215V214H185ZM17 216V215H16ZM86 216V215H85ZM105 216V217H104ZM113 216V215H112ZM126 216V215H125ZM128 216V215H127ZM132 216H134V215H132ZM135 216V217H136ZM152 216V215H151ZM150 216V217H151ZM123 217V216H122ZM129 217V216H128ZM186 217V216H185ZM203 217V216H202ZM230 217H232V216H230ZM86 218V217H85ZM109 218V219H108ZM114 219H116L115 217H113ZM133 218V217H132ZM137 218H134V219H137ZM139 218V219H140ZM162 218V217H161ZM194 218H196V219H194ZM213 218V217H212ZM216 218H217V216H216ZM219 218V217H218ZM217 218V219H218ZM129 219V218H128ZM133 219V220H134ZM147 219H146V221H147ZM160 219V218H159ZM215 219V218H214ZM238 219V220H239ZM138 220V219H137ZM150 220H152V219H150ZM227 220V219H226ZM86 221H87V219H86ZM85 221V222H86ZM113 221V220H112ZM112 221H110V222H112ZM124 220H122V222H123ZM126 221V220H125ZM145 221V220H144ZM159 221V220H158ZM198 221V220H197ZM207 221V220H206ZM224 221V220H223ZM118 222H119V220H118ZM127 222H128V220H127ZM151 222V221H150ZM190 222V221H189ZM115 223H117V221L115 222ZM126 223V222H125ZM135 223H137L136 221H135ZM149 223V222H148ZM65 224V225H64ZM91 224H92V222H91ZM90 224V225H91ZM104 224V223H103ZM108 224V223H107ZM144 224V223H143ZM190 224V223H189ZM21 225H23V227L21 226ZM25 225H27V226H25ZM33 225V226H32ZM96 225V224H95ZM118 225V224H117ZM116 225V226H117ZM120 225V224H119ZM125 225V224H124ZM136 225V224H135ZM145 225V224H144ZM193 225V224H192ZM248 225V224H247ZM25 226V227H24ZM143 226V225H142ZM243 226V225H242ZM70 227V228H69ZM97 227V226H96ZM120 227V226H119ZM154 227V226H153ZM221 227V226H220ZM248 227V226H247ZM89 228V227H88ZM100 228V227H99ZM112 228V227H111ZM123 228H124V226H123ZM127 228V227H126ZM83 229H85V228H83ZM86 229H87V227H86ZM90 229V230H89ZM88 230L90 231V232H92L93 231V226H91L90 228H89ZM97 229V228H96ZM112 229H114V228H112ZM117 229V228H116ZM119 229V228H118ZM153 229V228H152ZM66 230H65V232H66ZM109 231H110V229H109ZM128 231V230H127ZM156 231V230H155ZM82 232H83V230H82ZM100 232H102V231H100ZM192 232V231H191ZM73 233V234H72ZM89 233V232H88ZM97 233H98V231H97ZM105 233V232H104ZM103 233V234H104ZM108 233H110V232H108ZM114 233V232H113ZM82 234V233H81ZM102 234V233H101ZM102 234V235H103ZM80 235V234H79ZM99 234H97V236H98ZM106 235V234H105ZM142 235V234H141ZM195 235V234H194ZM77 236H78V234H77ZM74 237H76V236H74ZM81 237V236H80ZM100 237H101V235H100ZM106 237V236H105ZM116 237H117V235H116ZM73 238V237H72ZM83 238H84V236H83ZM82 237H81V239H83ZM87 238V237H86ZM103 238V237H102ZM254 240L256 241V243H258V244H261V245H263L264 246V237L262 236V234L260 235V236H257L256 237V235H254ZM60 239V240H59ZM74 239V238H73ZM105 239H107V238H105ZM110 239V238H109ZM86 240V239H85ZM95 240V239H94ZM103 240H104V238H103ZM112 240V239H111ZM121 240V239H120ZM146 240V239H145ZM156 240V239H155ZM170 240V239H169ZM172 240V239H171ZM58 241H59V244L60 245H58ZM76 241V240H75ZM102 241V240H101ZM115 241V240H114ZM78 242H80V241H78ZM116 242V241H115ZM118 242V241H117ZM53 243H56L57 245V247L55 246V244H54V247H53ZM82 243V242H81ZM68 244V243H67ZM74 244V243H73ZM66 245V244H65ZM77 245V244H76ZM70 246V245H69ZM72 246V245H71ZM70 246V247H71ZM108 246V245H107ZM115 246V245H114ZM61 247V248H60ZM67 247V246H66ZM69 247V248H70ZM116 247V246H115ZM38 248H40L39 250H38ZM42 248V249H41ZM54 248V249H53ZM65 248V247H64ZM75 248V247H74ZM171 249H168V250H171V252L173 251V250H175L174 252H176L177 253V251H176V249H178L179 248V246H177V245H175V244H171V247H170ZM240 248V247H239ZM61 251H60V250ZM72 249V248H71ZM106 249V248H105ZM150 249V248H149ZM39 251V253H38V251ZM40 250H43V252H45L44 254H46V257H45V255L43 254V252L41 251V253H40ZM151 250H152V248H151ZM106 251V250H105ZM187 252H189L188 250H186ZM181 252L180 254H176V259L178 260V261H181V259L182 258H185L186 256H188V255H186V253L187 252ZM73 252V251H72ZM99 253V252H98ZM150 253V252H149ZM190 253V252H189ZM37 254H39L40 256H43L44 255V258L43 257H40L39 255H37ZM42 254V255H41ZM145 254V253H144ZM191 254V253H190ZM195 254V253H194ZM152 255V254H151ZM163 255V254H162ZM161 255V256H162ZM192 255V254H191ZM68 256V257H67ZM75 256H77V255H75ZM82 256V255H81ZM72 258H74V259H72ZM80 258V257H79ZM105 258V257H104ZM147 258V257H146ZM76 259V260H75ZM106 259H108L107 257H106ZM109 259H111V258H109ZM75 260V261H74ZM82 260V259H81ZM144 260V259H143ZM142 260V261H143ZM89 261V260H88ZM156 261V260H155ZM154 261V262H155ZM80 262V261H79ZM112 262V261H111ZM113 262H114V264L116 263L114 260H113ZM112 262V263H113ZM141 262V261H140ZM145 262H146V260H145ZM145 262L144 263H142V264H145ZM167 262V261H166ZM81 263V262H80ZM110 263V262H109ZM108 263V264H109ZM153 263V262H152ZM102 264V263H101ZM118 264V263H117ZM181 264V263H180ZM209 264V263H208Z\"/></svg>","mask_w":264,"mask_h":264}]
</instances>
